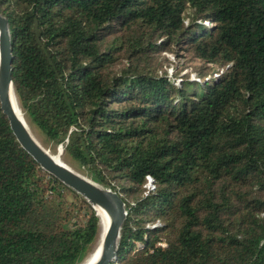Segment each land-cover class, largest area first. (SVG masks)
<instances>
[{"label": "trees", "instance_id": "trees-1", "mask_svg": "<svg viewBox=\"0 0 264 264\" xmlns=\"http://www.w3.org/2000/svg\"><path fill=\"white\" fill-rule=\"evenodd\" d=\"M0 13L25 119L125 203L112 264H264V0H0ZM179 51L218 70L173 80L156 56ZM99 231L0 105V264H81Z\"/></svg>", "mask_w": 264, "mask_h": 264}, {"label": "water", "instance_id": "water-1", "mask_svg": "<svg viewBox=\"0 0 264 264\" xmlns=\"http://www.w3.org/2000/svg\"><path fill=\"white\" fill-rule=\"evenodd\" d=\"M13 49L9 23L0 13V105L10 127L21 147L45 170L65 186L82 196L98 212L100 223L99 239L95 248V261L92 264H112L117 256L122 229L127 220L125 203L118 192L113 191L88 176L76 172L59 162L31 135L20 117L13 83ZM106 217V219L104 218Z\"/></svg>", "mask_w": 264, "mask_h": 264}, {"label": "rangeland", "instance_id": "rangeland-1", "mask_svg": "<svg viewBox=\"0 0 264 264\" xmlns=\"http://www.w3.org/2000/svg\"><path fill=\"white\" fill-rule=\"evenodd\" d=\"M156 59L157 65L162 68V71H166L173 80H181V78L185 80H199L200 78L204 81L205 76L214 74L218 70L216 66L207 65L199 59L195 58L192 54L185 51H179L178 53L162 52L157 54ZM31 128L33 129L37 139L45 149H47L52 155H60L64 162L72 169L82 175L87 176L69 159L64 158V148L62 145L54 146L51 143H48L36 128ZM98 239L94 243L92 249L84 258L82 263H84L87 258L93 253L97 246Z\"/></svg>", "mask_w": 264, "mask_h": 264}, {"label": "bare ground", "instance_id": "bare-ground-1", "mask_svg": "<svg viewBox=\"0 0 264 264\" xmlns=\"http://www.w3.org/2000/svg\"><path fill=\"white\" fill-rule=\"evenodd\" d=\"M14 95H15V99H16V102H17L18 108H19V110H20V117L23 119V121H24L25 125L27 126L28 130L30 131L32 137H33V138H34L39 144H41V143L39 142V140L37 139V137H36V135H35L33 129L31 128L30 124L27 122V120H26L25 117H24V113L22 112V110H21V108H20V104H19V101H18V98H17V95H16L15 91H14ZM53 156H54L55 159L58 160L59 162H62V163H64L66 166L70 167L69 165H67V164L64 162V160L62 159V157H60V155H56V156L53 155ZM96 212H98V213H100V214H103V211H102L100 208H96ZM104 218L106 219V217H104ZM94 252H95V251H93V253H92V254L87 258V260H86L84 263H82V264H92V263L95 261L96 256L99 254V252H97L95 255H93Z\"/></svg>", "mask_w": 264, "mask_h": 264}, {"label": "built area", "instance_id": "built-area-1", "mask_svg": "<svg viewBox=\"0 0 264 264\" xmlns=\"http://www.w3.org/2000/svg\"><path fill=\"white\" fill-rule=\"evenodd\" d=\"M195 80V79H193ZM149 190H154L155 186L152 182V179L151 178H148V185L146 186Z\"/></svg>", "mask_w": 264, "mask_h": 264}]
</instances>
